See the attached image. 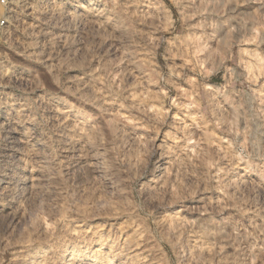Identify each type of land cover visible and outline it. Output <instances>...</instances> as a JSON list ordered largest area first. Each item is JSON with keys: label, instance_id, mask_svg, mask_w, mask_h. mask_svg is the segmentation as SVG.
Instances as JSON below:
<instances>
[{"label": "clouds", "instance_id": "1", "mask_svg": "<svg viewBox=\"0 0 264 264\" xmlns=\"http://www.w3.org/2000/svg\"><path fill=\"white\" fill-rule=\"evenodd\" d=\"M0 264H264V0H0Z\"/></svg>", "mask_w": 264, "mask_h": 264}]
</instances>
